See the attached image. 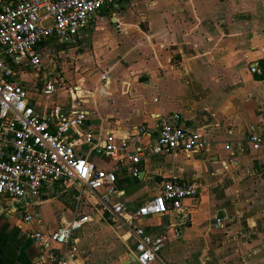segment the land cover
Wrapping results in <instances>:
<instances>
[{
    "label": "crops",
    "instance_id": "obj_1",
    "mask_svg": "<svg viewBox=\"0 0 264 264\" xmlns=\"http://www.w3.org/2000/svg\"><path fill=\"white\" fill-rule=\"evenodd\" d=\"M120 4L119 10L102 11L84 31L78 48L52 44L58 52L70 53L71 61L87 42L93 47L84 54L90 55V62L83 70L91 66L84 76L76 66L73 83L68 84L55 68L53 79L83 88L86 100L79 107L88 115L86 129L93 132L95 143L110 133L117 142L129 140L133 149L145 145L148 156L135 179L113 160L95 154L94 145L80 147V155L100 169L116 171L119 194L112 202L123 203L131 214L159 195L165 181L198 187V199L186 200L180 211L142 220L147 232L168 236L152 264H264V151H252L246 142L250 126L264 134V0ZM105 20L114 27L112 36L99 24ZM52 46L43 57L45 66L54 64L48 57ZM255 65L258 73L251 71ZM104 75L108 82L101 80ZM30 95L42 117L57 105L72 108L65 88L50 98L35 91ZM170 114H178L185 128L206 137L210 148L152 155L158 120ZM48 196L64 198V211L70 212L55 227L32 212L27 202L0 199V264H40L31 231L50 233L74 218L77 206L70 195L43 194V204ZM91 207L85 211L92 212ZM98 211L80 230L86 233L75 239L79 261L116 264L118 256L121 264H137L134 240L124 226ZM26 213L37 214L42 226L24 223Z\"/></svg>",
    "mask_w": 264,
    "mask_h": 264
},
{
    "label": "built area",
    "instance_id": "obj_2",
    "mask_svg": "<svg viewBox=\"0 0 264 264\" xmlns=\"http://www.w3.org/2000/svg\"><path fill=\"white\" fill-rule=\"evenodd\" d=\"M120 2L0 0V199L25 204L29 198L61 191L70 195L77 206L74 218L62 222L55 231H31V239L39 248L40 264H86L79 261L75 235L93 221L92 215L98 210L107 220L124 226L126 235L134 240L136 263L152 264L168 236L147 232L140 225L142 220L170 210L180 211L186 200L194 201L199 196L195 184L168 180L163 182L159 195L133 214L123 203H113L119 194L116 171L98 168L80 155L79 148L94 145L95 154L113 160L119 170L125 169L137 179L139 164L148 156L146 146L133 149L129 140L117 142L110 133L95 143L93 132L86 129L88 115L79 107L86 100L83 88L66 87L63 81L49 80L44 74L43 57L49 46L56 43L67 49L78 48L84 31L102 11L119 10ZM27 71L44 77L43 84L31 90L50 98L65 88L72 108L57 105L39 116L31 104V90L18 78L19 72ZM251 71L258 73L259 69L255 65ZM108 78L104 75L101 80L108 82ZM246 142L252 151H264V134L254 126L248 128ZM210 146L206 137L185 128L178 114H170L159 118L158 137L150 153H199ZM89 207L92 212L85 211ZM22 219L29 225L42 226L37 214L26 213Z\"/></svg>",
    "mask_w": 264,
    "mask_h": 264
},
{
    "label": "rangeland",
    "instance_id": "obj_3",
    "mask_svg": "<svg viewBox=\"0 0 264 264\" xmlns=\"http://www.w3.org/2000/svg\"><path fill=\"white\" fill-rule=\"evenodd\" d=\"M99 24L107 26V27H105L106 30L108 31V33H110V35L112 34L114 27L110 22L108 23V21L105 20V21H100ZM113 36H114V33H113ZM51 49H53V51L49 53L48 57H49L50 62H51V60L54 61V64H53V66H52V63H51V65L50 64L46 65L45 69H44V74L47 76V78L49 80H55V79H53V77H54L53 71H55L54 70L55 68H57L58 73L60 74V76H62V78H64V79L66 77L68 78V80H66V83H68V84H70V82L73 83V81L71 80V76L76 74V73L72 72L73 71L72 68H74L76 66H80L81 70L79 71V73H81L83 71L84 72L83 76L86 74V72L90 71V67H91L90 65L86 67V68H88V70H83V65L87 64V62L88 63L90 62V60H89L90 55L85 56L84 54L86 52L93 51L92 44L90 45L87 42V45L79 50V52L81 54L77 56V59L75 61L70 60V57H69L70 53H68V52L67 53H60L57 51L56 46L55 47L52 46ZM18 78H20V80H22V81L24 80V82H26V83L28 82L30 84V89L31 88L35 89V85L38 86L40 84H43V82H44V77L42 75H38L34 71L19 72ZM32 91L33 90H31V92ZM30 97H31V95H30ZM48 198L50 200L44 204L42 203V198H39V197L29 198L27 201V204H28L29 209L30 210L32 209L31 210L32 212L39 213L40 216L43 218V220H45L47 223H49V225L55 227L57 225V223H59L61 220L67 219V217L70 216L69 215L70 212L64 211V205H65L64 204L65 203L64 198H62L60 196H57L54 199H53V196H48ZM14 205L16 206V204H14ZM82 232L86 233V230L84 229ZM82 232L78 231L75 235V239H76V237L81 238ZM82 244H83V242L81 241L80 245H82ZM114 260L117 262L116 264L122 263V258H118V256L115 257Z\"/></svg>",
    "mask_w": 264,
    "mask_h": 264
},
{
    "label": "trees",
    "instance_id": "obj_4",
    "mask_svg": "<svg viewBox=\"0 0 264 264\" xmlns=\"http://www.w3.org/2000/svg\"><path fill=\"white\" fill-rule=\"evenodd\" d=\"M261 65H262V67H263V69H264V60L261 62Z\"/></svg>",
    "mask_w": 264,
    "mask_h": 264
},
{
    "label": "water",
    "instance_id": "obj_5",
    "mask_svg": "<svg viewBox=\"0 0 264 264\" xmlns=\"http://www.w3.org/2000/svg\"><path fill=\"white\" fill-rule=\"evenodd\" d=\"M93 118H94L93 116L90 117V119H93Z\"/></svg>",
    "mask_w": 264,
    "mask_h": 264
}]
</instances>
